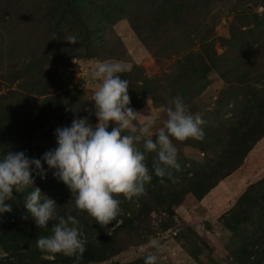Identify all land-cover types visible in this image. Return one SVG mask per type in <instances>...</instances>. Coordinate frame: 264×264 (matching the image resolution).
Here are the masks:
<instances>
[{"label": "rangeland", "instance_id": "374dc122", "mask_svg": "<svg viewBox=\"0 0 264 264\" xmlns=\"http://www.w3.org/2000/svg\"><path fill=\"white\" fill-rule=\"evenodd\" d=\"M70 33L78 44L63 40ZM105 61L131 66L119 75L129 81L137 129L156 115L155 139L180 96L206 121L204 139H173L179 170L153 174L140 197L120 194L121 213L107 226L76 208L75 194L52 171L37 176L41 194L60 193L58 214L79 221L87 245L98 246L101 233L113 245L105 259L70 263L75 256L36 246L58 221L37 228L29 216L0 227L8 254L0 264H144L147 254L158 264H264V136L221 177L237 162L229 131L264 101V0H0V155L41 158L56 146V128L85 116L96 124L91 98L99 82L91 73ZM137 146L144 151L143 140ZM225 154L235 159L221 160ZM155 156L146 153L149 168ZM30 191L8 201L25 216ZM152 239L159 249L148 247Z\"/></svg>", "mask_w": 264, "mask_h": 264}, {"label": "clouds", "instance_id": "9594fccd", "mask_svg": "<svg viewBox=\"0 0 264 264\" xmlns=\"http://www.w3.org/2000/svg\"><path fill=\"white\" fill-rule=\"evenodd\" d=\"M69 44H78L79 36L67 34ZM131 71V66L120 61H105L96 65L91 78L99 82L91 101L94 102L96 124L87 116L73 119L70 126L54 131L56 146L46 151L41 158H30L26 151H7L0 155V216L12 211L13 193H22L31 188L25 198V208L37 228L52 226L50 236H40L37 248L47 254H62L66 257L83 255L88 243L79 221L72 215L66 218L58 214L57 203L51 198H42L41 189L35 187V179L47 177L64 183L75 194V207L86 211L96 223L109 225L121 213L123 194L127 200L146 193V185L156 177H171L170 169L179 170L178 151L173 143L189 138L202 141L206 121L199 114L190 112L183 98L176 96L166 108V122L155 132L151 129L158 117L145 118L139 129L133 124L136 111L130 107L129 81L120 78L121 73ZM111 130L109 131V128ZM134 134H123L125 130ZM138 133V134H137ZM143 140L144 151L137 146ZM156 156L149 168L146 153ZM47 165V169L43 165ZM149 248L159 249L157 240L149 241ZM145 253V248L140 249ZM0 250V256H7ZM144 264H158L155 254H147Z\"/></svg>", "mask_w": 264, "mask_h": 264}, {"label": "trees", "instance_id": "16d2710c", "mask_svg": "<svg viewBox=\"0 0 264 264\" xmlns=\"http://www.w3.org/2000/svg\"><path fill=\"white\" fill-rule=\"evenodd\" d=\"M204 66L205 68L207 67L205 63ZM202 73L205 74L206 72L204 71ZM260 99L264 100V97H260ZM260 103L261 105L259 104L257 108H254L249 118L239 122V125L229 131L233 137L231 138L232 141H230L229 146L230 149L233 150L235 155H237V158L235 159V157H229L227 154H225L227 157L223 156L221 160L235 159L237 160V162H233V164L230 165V169L225 171L221 175L222 178L229 175L235 168H237L241 164L242 160L245 158L247 153L252 149V147L264 136V101ZM219 179L215 180L212 184H209L203 190L204 193L208 192L211 188H213ZM245 199L246 198L244 196L242 202H244ZM100 239L101 242L98 244V246L95 243L88 244L86 246L85 252L79 259L75 256L73 258H70L68 261L70 263H73L75 261L90 263L97 260L100 255L104 256L105 259L109 248L113 245V238L111 236H107V234L105 233L104 235L103 233H101Z\"/></svg>", "mask_w": 264, "mask_h": 264}, {"label": "built area", "instance_id": "2783aa9c", "mask_svg": "<svg viewBox=\"0 0 264 264\" xmlns=\"http://www.w3.org/2000/svg\"><path fill=\"white\" fill-rule=\"evenodd\" d=\"M42 198H51L57 202L60 198V193L50 190L49 192L43 193ZM20 210L21 208L18 205H15V207L12 208V211L10 213H6L5 217L0 220V227L5 223H15L19 221V219H22L25 215L20 214Z\"/></svg>", "mask_w": 264, "mask_h": 264}]
</instances>
